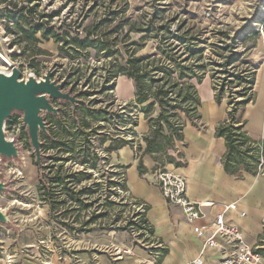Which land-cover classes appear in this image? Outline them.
Returning a JSON list of instances; mask_svg holds the SVG:
<instances>
[{
    "label": "rangeland",
    "instance_id": "obj_1",
    "mask_svg": "<svg viewBox=\"0 0 264 264\" xmlns=\"http://www.w3.org/2000/svg\"><path fill=\"white\" fill-rule=\"evenodd\" d=\"M34 3L28 0H0V71L9 75L16 70L19 80L30 76L40 79L52 72V78L69 77L76 92L93 90V94L85 96V100L93 101L90 105L94 115L88 117L87 126L81 130L70 117L73 109L70 102L50 99L52 105L59 109L60 121L55 118L50 120L56 136L52 141L45 138L46 146L40 149L39 156L41 164L62 163L63 168L71 172H81L82 180L76 189L89 187L90 191L82 196V204L68 200L50 209L48 204L43 203L38 192L40 172L33 162L36 154L30 145L21 112L15 110L11 126L3 128L5 139L14 146L15 156L0 158V180L5 183V189L0 192V208L11 221L9 230L16 239L12 246L19 248L34 244L36 247L38 239L50 237L55 240L52 245L60 247L64 254L82 259L97 257L103 264H118L123 258L131 261L130 264H156L152 260L156 239L152 235L146 236L141 229L142 217H138L139 211L133 206L131 196L116 188L120 180V169L114 166L118 139L128 143L132 149L136 144L133 149L136 157L141 153L137 147L140 137L135 126L145 116L135 107L132 81L118 76L104 83L107 89L99 92L105 74L103 68L109 60L96 58L93 50L85 60L78 54H73V58L62 55L58 50L59 43L53 39H42L40 32L34 35L39 41H33L32 25L37 21L46 22L43 30L54 26L60 34L70 27L69 34L81 38L86 30H90L95 35L106 34L102 38L109 41H113L117 34L110 33V29L119 20L124 22L125 18L138 26L151 23L154 28L164 25L174 32L178 29L179 33L188 31L199 40L203 62L207 65L203 85H207L213 96H218L228 110L243 96L254 100L256 80L264 78V0H40L36 7ZM29 7L35 8L26 12ZM21 8L24 9L23 18H19V22L8 18ZM120 11L114 16L113 13ZM55 12L57 15H54ZM15 16L20 17L19 13ZM38 16L42 18L37 19ZM60 25L64 28L57 30ZM128 26H122L120 35ZM140 36L141 33H129L130 40H137ZM158 40L151 36L140 41L142 48L137 54L158 57ZM38 48L43 51L42 54H36ZM230 52L238 57L225 69L247 76L251 84L247 81L237 83L234 76L222 70L220 65ZM99 109L105 111V120L98 118ZM75 112L76 118L83 117L82 109ZM20 115L19 123L16 118ZM43 115L48 117L47 113ZM130 129L134 134H130ZM61 141L64 144L60 145ZM51 142H57V146L51 148ZM67 142H70L68 152L65 149ZM55 156L70 157L71 160L53 161L51 157ZM81 160H86V163L82 164ZM162 160L156 162L172 169L174 162L184 160L182 148L169 150ZM60 199L66 198L61 196ZM258 239L264 264V221ZM27 249L28 257L18 256L20 260L17 264L35 260L30 258L34 256L35 249ZM70 258L73 260L72 255Z\"/></svg>",
    "mask_w": 264,
    "mask_h": 264
},
{
    "label": "trees",
    "instance_id": "obj_2",
    "mask_svg": "<svg viewBox=\"0 0 264 264\" xmlns=\"http://www.w3.org/2000/svg\"><path fill=\"white\" fill-rule=\"evenodd\" d=\"M28 1L36 2L34 3L36 7L40 0ZM35 7H29L26 12H32ZM23 8L13 14L9 12L12 17L8 18L19 22V18H23ZM121 12L113 14L116 16ZM18 13L20 17L15 16ZM54 15H57V12ZM39 18L41 19L42 17L38 16L37 19ZM44 23L46 22L37 21L33 23L31 30L33 41H39V38L34 35L40 32L42 39H53V41L59 43L58 50L62 55L73 58V54H78L85 60L91 56L90 50H93V56L96 58L109 60L107 66L103 68L106 75L103 74L102 76L101 85L98 88L99 92L107 89L104 83L106 84L118 76H125L132 81L135 107L138 112L144 113L145 119L149 123L148 131L140 136L145 144L142 154H149L156 164L158 163L156 162L157 160L163 162L162 156H167L169 150H176L174 143L177 140H182V129L186 121L197 125L200 118L198 112L200 99L197 93V85L205 78L207 65L203 62L202 48L198 46L199 40L191 33L188 31L179 33V29L174 32L164 25L154 28L151 23L145 26H138L134 22L129 23V20L125 18L124 22L119 20V23L110 29V33L116 32L117 34L113 41H109L106 38H102L106 34L95 35L90 30H86L82 38L78 37V35L71 36L69 34L70 27L63 30L61 34L54 30V26L43 30L42 26ZM125 24L129 26L120 35L122 26ZM62 28H64L63 25H60L57 30ZM131 32L141 33V36L137 40H130L129 33ZM12 33L16 34L15 31H12ZM151 36L159 38L156 44V53L159 56L155 57L150 54L138 55L137 51L142 48L139 42L144 41L148 37L151 38ZM112 46L115 48H112ZM131 46H134L133 49ZM42 53L43 51L38 48L36 54ZM184 54H187V56L184 57ZM237 57L236 53L230 52L228 56L224 57V61L220 66H222V70L226 74L234 76L237 83H240V81L246 82L247 76L225 69L227 66L232 65L237 60ZM211 76L213 77V74ZM85 82L88 83L89 80L86 79ZM248 83L251 84V81ZM63 89H70V94L76 93L69 77ZM92 94V89H82L77 96L81 101L76 103L75 109H71L70 117L77 124L78 130L83 129V126H87L88 117L94 115V109L90 105L93 101L85 100V96ZM214 99L217 103L220 102L218 96L215 95ZM252 100L250 96H243L242 99L235 102L233 107L227 110L226 118L216 125L214 132L215 136L224 139L225 152L221 157L222 167L227 174L237 179L242 178L245 172L256 175L264 167V137L254 139L244 129V108ZM77 109L84 111L83 117L80 119L76 118L75 111ZM47 114L48 117H46L47 115L44 117L48 126L47 132H40L39 134L41 150L46 146L45 142L47 140L52 141L54 136H56L53 133L50 120L55 118L57 122L60 121L59 109L57 114ZM105 115V111L99 109L98 118L105 120ZM13 118H15V115L9 119L8 125ZM58 124L61 125V123ZM130 134H134L131 129ZM118 142V148L126 144L121 139H118ZM56 144L57 142H51L50 147H56ZM62 144H64V141L60 142V145ZM68 144L70 142L66 143V152L69 151ZM137 147L139 148L138 150L141 149L140 144ZM52 158L54 159L53 161L71 160L70 157L55 156ZM138 158V170L142 173V163L139 156ZM33 162L40 172L38 178L39 198L43 203L48 204L50 209L54 205L68 200L82 204V196L88 194L90 188L80 187L76 189V185L82 180L80 178L81 172H71L67 168H63L62 163L60 165L41 164L38 166L35 159ZM81 163H86V160H81ZM181 165H183V162H174L176 167ZM61 196L66 199H60ZM141 223H147V220L142 217Z\"/></svg>",
    "mask_w": 264,
    "mask_h": 264
},
{
    "label": "crops",
    "instance_id": "obj_3",
    "mask_svg": "<svg viewBox=\"0 0 264 264\" xmlns=\"http://www.w3.org/2000/svg\"><path fill=\"white\" fill-rule=\"evenodd\" d=\"M255 91L254 100L244 108L243 119L244 129L250 137L258 139L264 137V78H257ZM197 93L200 118L197 125L186 121L182 140L175 141V148H182L184 160L183 165L174 166L172 170L184 177L186 193L191 200L213 203L203 209L206 217L196 220V224L202 225L215 214L223 212L226 219L241 230L245 241L253 245L259 240L264 221V176L245 172L242 178L237 179L224 171L221 164L225 152L224 139L215 136L214 132L216 125L226 118L227 106L215 101L212 91L203 85V81L197 85ZM148 129L147 119L140 120L135 126L138 136L145 134ZM140 146L142 173L138 170L139 158L128 143L117 148L114 166L124 172V189L133 199L146 206L144 216L151 227V234L162 244L156 264H196L197 260H200V264H220L219 251L204 247L182 209L164 200L152 176L156 163L149 154H142L145 144L141 138ZM230 203L235 204V209L226 207ZM241 212H244V216L240 215ZM63 255L59 258L53 254L52 263L73 264L70 258L73 254ZM82 260L88 264H103L97 257ZM130 263L123 258L118 261V264ZM20 264L39 262L24 260Z\"/></svg>",
    "mask_w": 264,
    "mask_h": 264
},
{
    "label": "built area",
    "instance_id": "obj_4",
    "mask_svg": "<svg viewBox=\"0 0 264 264\" xmlns=\"http://www.w3.org/2000/svg\"><path fill=\"white\" fill-rule=\"evenodd\" d=\"M14 113L7 118L4 123V127L8 125L9 119ZM21 122V115L16 118ZM18 123V124H19ZM140 137V136H139ZM136 148V144H133V149ZM157 166L152 170V176L154 183L159 187L162 197L169 204H174L182 209L186 219L193 224L192 229L194 233L201 239L202 245L207 248H216L220 253V264H263L261 255V246L258 243L249 245L241 232V230L226 219L223 212L215 214L212 218L208 219L204 224H196V220L204 219L206 214L204 212L205 207L211 206L213 203L209 201H193L186 193V181L184 177L172 169L167 168L164 165L156 164ZM120 180L117 181L116 188L118 191H122L129 197V193L124 189V172L120 169ZM259 173L264 176V170L260 169ZM134 202L133 206L138 212V217L145 218V204L130 197ZM230 209H235V204L230 203L226 206ZM244 216V212L240 213ZM148 223H141V229L144 234L151 237V230ZM9 226L0 223V264H16L18 262V256H27L28 249L34 248L35 253L33 258L39 262V264H53L51 257L53 254L62 257L64 254L61 248H56L52 244L55 241L50 237L41 238L37 240V246L24 245L21 247L12 246L16 239L11 236ZM12 239V242L10 240ZM154 252L152 253V260L154 263L158 262L159 256L162 252V244L155 240ZM159 248V249H157ZM120 255V253H118ZM121 257V256H119ZM73 264H88L81 258L73 255ZM196 264H200V260L196 261Z\"/></svg>",
    "mask_w": 264,
    "mask_h": 264
},
{
    "label": "water",
    "instance_id": "obj_5",
    "mask_svg": "<svg viewBox=\"0 0 264 264\" xmlns=\"http://www.w3.org/2000/svg\"><path fill=\"white\" fill-rule=\"evenodd\" d=\"M52 72L40 79L32 76L19 80L16 70L9 75L0 72V158L15 156L14 146L7 141L3 134L4 123L15 110L21 112L23 124L27 127V135L31 147L36 154L38 166L40 156V132H47L44 113L57 114L58 108L50 102L53 100H68L73 109L81 100L77 97L81 92L70 94V89L64 90L68 77L52 78ZM43 112V113H42ZM1 175V172H0ZM5 189V183L0 180V192ZM0 223L10 225L11 221L6 212L0 208Z\"/></svg>",
    "mask_w": 264,
    "mask_h": 264
},
{
    "label": "bare ground",
    "instance_id": "obj_6",
    "mask_svg": "<svg viewBox=\"0 0 264 264\" xmlns=\"http://www.w3.org/2000/svg\"><path fill=\"white\" fill-rule=\"evenodd\" d=\"M0 72H2V71H0ZM4 73V72H3Z\"/></svg>",
    "mask_w": 264,
    "mask_h": 264
}]
</instances>
